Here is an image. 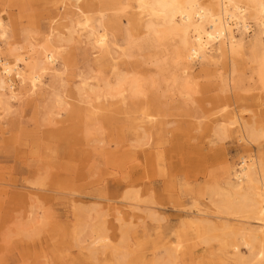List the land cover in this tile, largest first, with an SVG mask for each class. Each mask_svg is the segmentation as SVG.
<instances>
[{
    "label": "bare ground",
    "instance_id": "obj_1",
    "mask_svg": "<svg viewBox=\"0 0 264 264\" xmlns=\"http://www.w3.org/2000/svg\"><path fill=\"white\" fill-rule=\"evenodd\" d=\"M14 4L16 16L0 15V119L23 91L45 95L43 121L63 125L48 140L71 151L87 146L83 139L101 146L107 140L97 159L124 168L109 197H90L104 201L105 210L80 203L67 177L53 180L51 190L60 187L58 193L72 203L65 224L56 225L42 205L40 214L34 207V197L45 191L44 178L22 187L25 192H12V211L30 228L23 224L17 234L36 237L48 230L59 238L47 245L51 250L33 248L22 259L62 264L70 246L78 251L75 264H264V0ZM31 7L41 11L36 20L20 13ZM16 31L30 51L6 48ZM76 42L90 71L80 69L70 47ZM136 55L144 60L130 62ZM197 65L192 79L213 81L191 84L187 79ZM48 72L50 86L44 83ZM248 73L252 83L244 85ZM163 87L180 102L161 103ZM203 91L213 93L196 99ZM170 110H180L172 128ZM21 137L39 162L37 131L22 130ZM229 139L240 148L232 159L225 152ZM121 148L131 155L119 163ZM46 149L50 165L56 150ZM132 158L135 174L123 165ZM155 177L161 179L158 188Z\"/></svg>",
    "mask_w": 264,
    "mask_h": 264
},
{
    "label": "rangeland",
    "instance_id": "obj_2",
    "mask_svg": "<svg viewBox=\"0 0 264 264\" xmlns=\"http://www.w3.org/2000/svg\"><path fill=\"white\" fill-rule=\"evenodd\" d=\"M16 8L17 6L14 4V0H0V15L6 19H8L10 15H13L10 16V18L17 15L19 10ZM20 13H22L23 16L35 17L34 20H36L39 18L41 11L36 8H28L24 11H20ZM9 36L11 45L7 46V49L16 47L24 49L23 51H30V49L26 47V41L23 40V37L19 32L16 31ZM236 37L239 39L240 35L236 34ZM77 43L78 42L70 44V47H72L77 54V58L80 62V69L83 73L90 71L89 69L92 64L87 61L82 62L81 58L84 56V52L82 56V50L79 49V47H83V45ZM20 51L22 52V50ZM88 53L90 54L91 52L88 51ZM89 57L90 58H87L86 60H91L92 56ZM143 60V55H136L134 59H130V62L135 61L140 63ZM200 68V65L195 66L189 73L192 77L190 76L187 80L190 81L191 84L192 82L193 84L196 82L206 84L208 81H213L212 78L192 79ZM52 73L53 72H48L44 77V83L48 84V86L51 85V81L53 80ZM243 77L244 85L252 83L249 73ZM245 88L247 89L246 86ZM25 91L22 92L23 95L20 102L11 101V112L8 115H1L0 119V201L2 202L0 203V264H42L43 262L39 259H29V261H26V259L23 260L20 255L22 252H29L33 248H35V250H51L47 247L53 245V242L56 243L59 241L58 236H56L54 232H49L48 230L47 232H45V230H39L40 234L38 236L35 237L34 235H30L28 238H23L16 233V229L22 227L23 224V227L30 228L28 227L25 218L20 219L18 211H12V203H14L13 199H11L12 192L18 193L24 191L22 187H31V183L44 178L45 191L39 192V197H41L39 200L36 201L34 197L33 202H36L34 203V207L40 214L41 211L39 212L37 207H41L42 205V211L46 215L49 214L52 217V220L56 222V225L57 222L65 224L68 223V220L70 219V207L72 203L67 202L62 194L58 193L63 190L60 187L58 192L51 190L54 189L53 187L56 188V186L53 185V180L56 182H62V178L67 177L72 182H69V189H73V196L78 199L80 203L87 204L92 202L100 204L101 207H103L105 202L99 200L100 196L103 194L109 197L110 191L116 185L115 182L122 177L121 173L122 169H124L123 166H113L112 163L114 162L112 161L97 159L99 151L107 147V140H105V144L101 146L98 145L95 139L92 143L89 139H83V141L88 142L87 146H77V148L72 151L67 149L70 145L65 146L61 145V141L59 143L55 140H48L45 136L48 133L50 134L53 132V130H60L63 125H54V123L48 124L43 121L42 116L49 98L45 97V95L33 98V96L25 94ZM212 93L213 92L203 91L194 96L196 99H200L202 94L208 96ZM159 94L163 96L160 98V101L163 104H169L172 106L180 102V99L177 96H171L170 93L166 92L164 87L160 89ZM240 94L242 93L240 92ZM246 94L249 93L247 92ZM178 111L180 110L169 111L172 115L166 119L173 123L170 124V128H172L173 125H176L174 120L179 119L177 118ZM30 129H35L37 131L39 143L43 145L38 148L40 149L39 156L41 159L39 158L40 161L36 163L31 159V144L26 142L25 138L21 137L22 130ZM81 129L84 130L82 125ZM80 144L81 142L79 145ZM238 145L239 143L233 139L226 140L225 152L228 155L227 158L232 159L236 157V154L240 152ZM46 147L56 150L50 165L47 163V157L43 158L45 154H48V149H46ZM111 149L113 150V147H111ZM122 149L124 148L118 149V154H120L116 161L119 163L131 155L127 151H125L126 153L121 152ZM81 150H86L88 153ZM40 165L45 166L44 170L40 169ZM123 165L127 166L128 169L126 171H132L131 174L137 172V169H135L137 165L136 158H132L130 161L126 160ZM132 167L134 169H131ZM153 180L156 181L155 188H158L161 179L155 177ZM109 181L111 183H109ZM2 184H8L5 191H9V194L5 195L4 193H1V191H3L1 190ZM11 184L13 186H9ZM70 190H67L66 193ZM92 196L99 198L96 199V201H93L90 198ZM88 199H91V201ZM115 200L119 202L120 198ZM110 204L117 206L116 203L110 202ZM102 209L105 210L104 207ZM14 218H16L17 221H15ZM34 224H36V222ZM52 237H55V239H52ZM66 250L67 256H62V264H75L74 262L78 256V251L70 246H67ZM53 262L55 264H61L59 261L56 262L54 258H52V263Z\"/></svg>",
    "mask_w": 264,
    "mask_h": 264
}]
</instances>
